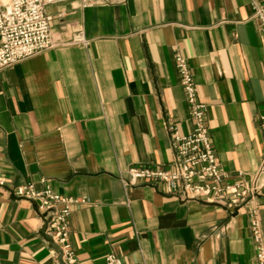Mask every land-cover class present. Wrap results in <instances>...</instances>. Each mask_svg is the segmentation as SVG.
Masks as SVG:
<instances>
[{"label": "crops", "instance_id": "obj_1", "mask_svg": "<svg viewBox=\"0 0 264 264\" xmlns=\"http://www.w3.org/2000/svg\"><path fill=\"white\" fill-rule=\"evenodd\" d=\"M57 45L0 70V264H64L32 184L85 198L80 264H257L244 207L181 199L131 164L167 167L165 124L193 127L174 55L187 59L216 158L255 176L264 236V33L250 0H80L46 5ZM81 35L85 42L72 39Z\"/></svg>", "mask_w": 264, "mask_h": 264}, {"label": "built area", "instance_id": "obj_2", "mask_svg": "<svg viewBox=\"0 0 264 264\" xmlns=\"http://www.w3.org/2000/svg\"><path fill=\"white\" fill-rule=\"evenodd\" d=\"M59 1L74 0H0V70L57 45L51 32L52 16L46 12V5ZM107 1L80 0V4L88 6ZM250 6V18L264 33V0H250ZM72 40L85 42L81 35ZM174 59L193 127L187 133H180L173 122L165 124L173 150L167 167L154 168L135 163L129 165L126 172L134 179L158 181L168 192L184 200L205 199L222 203L229 209L244 207L256 250V262L264 264V236L256 200L263 182L243 173L230 177L223 169L209 137L206 104L198 96L187 59L178 52ZM260 126L264 129V114L260 116ZM0 183H3L2 179ZM14 192L39 202L46 220L45 231L59 245L62 262L80 264L69 240V217L74 206L85 204L87 200L60 195L49 187L36 190L29 183L17 185ZM105 264H121V261L108 253Z\"/></svg>", "mask_w": 264, "mask_h": 264}]
</instances>
